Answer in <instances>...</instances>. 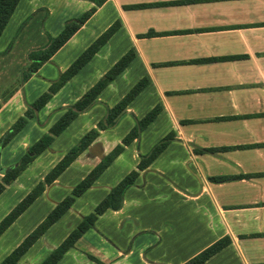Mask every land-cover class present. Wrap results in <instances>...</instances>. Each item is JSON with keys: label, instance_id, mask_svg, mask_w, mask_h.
I'll return each instance as SVG.
<instances>
[{"label": "crops", "instance_id": "0c3cea01", "mask_svg": "<svg viewBox=\"0 0 264 264\" xmlns=\"http://www.w3.org/2000/svg\"><path fill=\"white\" fill-rule=\"evenodd\" d=\"M29 1L31 12L45 10L47 21L53 16L54 5L63 4L62 27L67 19L94 4L90 0ZM69 6L74 9L71 13ZM115 21L119 27L111 37L1 148L0 158L7 148L5 164L16 162L23 153L22 144L27 150L121 55L134 50L133 59L102 89L97 100L52 141L61 143H51L28 165L39 163L44 156L48 168H37L36 180L24 186L21 174L27 166L6 185L0 197L12 185L16 193L17 184L28 187L21 199L87 130L99 129L97 137L46 186L0 240L10 229L16 230L18 220L33 206H45L43 196L54 192L56 186L71 190L121 142L136 117L160 104L161 110L139 137L126 144L87 189L97 190L93 192L99 202L127 172L137 168L140 154L173 133L174 138L126 188L122 206L98 215L93 227L101 236L99 241L105 239L99 223L106 218L112 248L103 245L94 250L93 246L77 245L83 233L56 264H181L226 235L230 243L202 264H264V0H105L6 100L1 99L4 90L0 92V137L24 114L28 103L47 90ZM9 41L0 44V52ZM37 75L44 85L29 88L27 84ZM143 76L148 83L117 123L99 128L106 107ZM209 147L215 150H199ZM29 177L26 179L31 180ZM67 194L61 191L52 198L49 209ZM120 222L125 229H120ZM146 231L154 234L145 235ZM23 261L22 257L18 262Z\"/></svg>", "mask_w": 264, "mask_h": 264}, {"label": "trees", "instance_id": "16d2710c", "mask_svg": "<svg viewBox=\"0 0 264 264\" xmlns=\"http://www.w3.org/2000/svg\"><path fill=\"white\" fill-rule=\"evenodd\" d=\"M94 4L77 16L70 17L64 22L62 29L56 35H49L48 42L41 48L28 53L30 59L22 74L18 85H11L3 91L1 99L6 100L22 82H25L34 72L38 70L43 62L48 60L86 21L94 12L98 5L105 0H90ZM19 0H0V34L8 23ZM119 27V22L115 21L93 39L82 52L75 57L69 66L61 71L57 78L52 80L48 89L42 92L32 102L28 103L23 115H20L12 123L4 135L0 137V149L7 144L10 139L18 133L27 123L29 117L36 116L44 104L52 95L99 50V48L111 37ZM135 52L129 49L121 55L112 66L104 72L79 98L68 105L64 112L50 125L48 130L29 144L27 150L21 154L19 159L7 166H0L2 172L0 180V194L6 185L11 183L33 160L34 158L50 146L54 137L61 133L77 116L79 112L87 110L96 100L98 94L111 82L133 59ZM148 78L143 76L135 82L127 92L113 105L106 107V114L99 122V128L114 126L119 117L125 112L131 100L146 86ZM1 106V102H0ZM161 110V105L156 104L140 118L136 117L135 125L123 136L121 142L117 143L103 158L99 160L76 184L71 188L70 193L65 195L49 210L43 219L30 231L23 239L8 252L1 260L0 264H17L28 249L40 238L45 231L55 223L72 206L77 196L86 191L113 161V159L123 150L124 146L133 139L138 138L140 132L156 117ZM99 129L92 127L87 130L79 140L71 146L63 156L44 174L43 178L36 182L30 190L0 219V235L32 204V202L45 190L46 186L54 180L71 164V162L97 137ZM174 138L169 132L156 142L148 153L140 154L137 168L127 172L116 184H114L107 194L96 203L93 210L84 214L80 222L72 228L64 239L58 243L51 251L37 264H56L73 247L82 234L94 223L99 214L106 209H118L122 206L124 192L126 188L134 184L139 170L145 168L150 162L166 147L168 142ZM199 150H215L213 147L201 148ZM230 243L229 236H223L214 241L196 255L187 259L181 264H202L210 256L221 250ZM91 258L97 259L89 254Z\"/></svg>", "mask_w": 264, "mask_h": 264}, {"label": "rangeland", "instance_id": "374dc122", "mask_svg": "<svg viewBox=\"0 0 264 264\" xmlns=\"http://www.w3.org/2000/svg\"><path fill=\"white\" fill-rule=\"evenodd\" d=\"M37 1L41 2L44 0ZM54 7L55 11L53 13V16L50 20L47 21L48 17L46 18L45 16V10L38 8L36 12H31L30 1L20 0L0 40V44H2L6 40H11L9 41L11 43L7 45L6 50L0 52V92L5 90L10 85H18V83L21 81L23 72L27 70V66L30 61L28 53L32 50L43 47L48 42L49 35H56L62 29V25H60L59 23L62 22L61 18L64 14V6L63 4H56L54 5ZM71 7L72 6H69V13L74 10ZM40 81H42V77L37 75V79L33 80L27 85L29 88L36 87V85H44L43 82ZM59 143H61V140H58V142L56 143L53 142L52 144L55 145ZM17 145L18 143L16 142V148ZM25 148H23L22 144L20 152L23 151L24 153L26 151ZM6 150L7 148L5 149L3 155L4 157H6L7 155ZM19 154L21 155V153ZM41 155L44 154L42 153ZM3 156L2 158H0V166L7 165L5 164L6 161ZM40 159L43 160V164H41V160L39 163H36L35 165L33 164V166L31 167L28 166L25 172L21 174L23 175L21 179L23 180L24 186H28L29 184H32V182H34L33 180H36L38 172L37 168H48L47 164L49 160L47 161L44 156H41ZM28 176H30L29 178H31V180L26 179ZM16 187H18L17 193L14 192V188L12 185L11 188L6 190V192H4L0 197V215L5 210H7L8 206L16 204L20 200V196L28 188L22 187L20 184H17ZM60 187L61 186H56L54 188V192H50L48 193V195L43 196L46 198L45 206H41L40 203L36 206H33V208L23 214V218L21 220H18V223L16 224V230L15 228L10 229L9 232H7V234H5L3 238H1L0 260L14 247L15 244L17 245L23 239V237L43 219L42 216L46 214L48 210H50V205L53 204V201H51L52 198H57L56 196H58L61 191H66L68 193H70L71 191L69 188ZM93 191L97 190H87L81 195V197H76L74 206H72L71 210H68L61 218L58 219V221L53 226L48 228L43 236L38 238V240H36V242L24 254V261L20 263L17 262V264H25L26 262V264H37L51 251L52 248L60 243L64 239L66 234L69 233V231L80 222L82 218L80 214H87L93 210L95 204L100 198ZM37 206L38 208H35ZM1 218L2 217H0V219ZM107 224L108 222L106 218H102L100 220L99 227L105 232L106 235L102 236L105 237V239L103 238V240L99 241V238L101 236L100 234H97L98 231L95 229V227L92 226L84 232V238L82 237L80 242H77L79 243L77 245L93 246L94 250H97L98 247H101L103 245L112 248V246L110 245L111 240L108 239V236L110 235L107 230ZM118 226H121V222L118 224ZM120 229L123 230L125 228L120 227ZM153 234V231L145 232V235L148 236H152ZM137 251L138 249L136 248V253L133 256V260H135L136 258Z\"/></svg>", "mask_w": 264, "mask_h": 264}]
</instances>
